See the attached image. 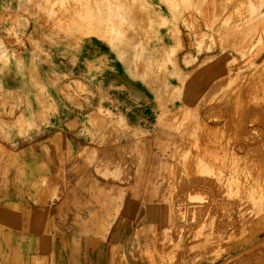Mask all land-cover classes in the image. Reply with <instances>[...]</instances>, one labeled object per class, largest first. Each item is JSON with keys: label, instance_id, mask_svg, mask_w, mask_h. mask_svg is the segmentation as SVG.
<instances>
[{"label": "rangeland", "instance_id": "rangeland-1", "mask_svg": "<svg viewBox=\"0 0 264 264\" xmlns=\"http://www.w3.org/2000/svg\"><path fill=\"white\" fill-rule=\"evenodd\" d=\"M30 142L148 192L111 264H264V0H0V156Z\"/></svg>", "mask_w": 264, "mask_h": 264}, {"label": "crops", "instance_id": "crops-1", "mask_svg": "<svg viewBox=\"0 0 264 264\" xmlns=\"http://www.w3.org/2000/svg\"><path fill=\"white\" fill-rule=\"evenodd\" d=\"M8 150L0 156V264H111L113 251L125 258L135 251L139 230L157 229L143 226L148 192L131 195L138 177L128 179L127 165L113 170L111 149L30 142Z\"/></svg>", "mask_w": 264, "mask_h": 264}, {"label": "bare ground", "instance_id": "bare-ground-1", "mask_svg": "<svg viewBox=\"0 0 264 264\" xmlns=\"http://www.w3.org/2000/svg\"><path fill=\"white\" fill-rule=\"evenodd\" d=\"M84 2V1H83ZM75 3V2H74ZM69 5V4H68ZM72 6V5H71ZM69 8V7H68ZM78 9V8H77ZM76 11V10H75ZM192 18V17H191ZM189 19V18H188ZM222 82V81H221ZM225 83V82H224ZM214 88V87H213ZM221 104V103H220ZM227 105V104H226ZM251 107V106H250ZM249 108V107H248ZM219 109V108H218ZM227 109V108H226ZM250 111V110H249ZM257 111V110H256ZM219 112V111H218ZM246 112V111H245ZM255 112V111H254ZM212 113V112H211ZM215 113H216V111H215ZM261 118H262V116H261ZM245 120V119H244ZM262 121V120H261ZM229 124H230V122H229ZM245 124H246V122H245ZM262 124H263V122H262ZM229 127V126H228ZM259 128V127H258ZM247 132V131H246ZM245 139V138H244ZM246 140V139H245ZM242 141V140H241ZM240 142V141H239ZM246 143V142H245ZM239 147V146H238ZM242 147V146H241ZM4 148V147H3ZM245 150V149H244ZM248 156V155H247ZM245 157V156H244ZM251 159V158H250ZM257 159H258V157H257ZM260 159V158H259ZM253 164V163H252ZM259 164V163H258ZM250 177V176H249ZM193 183H195V182H193ZM211 188V187H210ZM185 189V188H184ZM189 189V188H188ZM207 189V188H206ZM218 189V188H217ZM181 190V189H180ZM216 190V189H215ZM218 191V190H217ZM204 192V191H203ZM194 193V192H193ZM206 193H207V191H206ZM219 193V192H218ZM214 194V193H213ZM183 195V194H182ZM194 195V194H193ZM231 195V194H230ZM208 196V195H207ZM216 196V195H215ZM217 199H219V198H217ZM179 201V200H178ZM223 201V200H222ZM225 201V200H224ZM205 206V205H204ZM218 208V207H217ZM218 211V210H217ZM205 221V220H204ZM207 222V221H206ZM21 223V222H20ZM208 223V222H207ZM215 228V227H214ZM178 229V228H177ZM205 229V228H204ZM185 233V232H184ZM187 241V240H186ZM258 244V243H257ZM252 248V247H251ZM252 250V249H251ZM250 250V251H251ZM259 251H260V249H259ZM83 252V251H82ZM259 255V254H258ZM250 257V256H249ZM263 257H264V255H263ZM262 257V258H263ZM243 259H244V257H243Z\"/></svg>", "mask_w": 264, "mask_h": 264}]
</instances>
